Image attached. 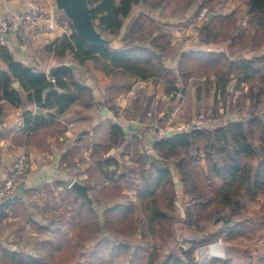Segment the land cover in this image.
<instances>
[{
    "label": "trees",
    "instance_id": "obj_1",
    "mask_svg": "<svg viewBox=\"0 0 264 264\" xmlns=\"http://www.w3.org/2000/svg\"><path fill=\"white\" fill-rule=\"evenodd\" d=\"M197 1L89 0L97 28L113 41L111 46L90 44L73 31L55 48L60 59L71 54L73 61L87 70L95 84L100 80L108 84L105 104L130 90L129 79L154 77L163 80L167 92L175 98L178 92H185L192 78L214 72L217 79L213 115L218 116L223 112V103L234 94L230 84L236 80L237 87L242 83L248 85L242 101L248 99L250 109L239 119L211 127L195 124L184 131L155 137L152 151L143 143L141 129H133L129 133L118 121H111L108 140L93 144V170L87 179V182H93L90 187L94 190L93 205L74 189L69 191L84 201L78 210L82 228L88 231L82 237L83 242L109 232L98 243V250L100 253L101 249L108 252L107 248H111L115 257L124 256L125 260H121L124 264H134L135 258L145 250L138 246L134 248L129 240L137 234H141L143 240L147 236L157 239L147 264H197L196 245L184 250L176 237L175 224L192 227V235L182 236L181 242H195L199 233L213 235L215 233H211L210 227L219 224L223 230H235V221L244 212L245 197L264 193V55L238 59L225 52L183 51L179 72L175 74L163 61L171 49V30L157 25L148 12L132 17L126 24L136 5L143 4L152 10L173 4L179 15L188 16L184 22L188 26L199 15L200 11L189 16ZM203 1L201 9L212 2ZM246 1L248 21L257 25L254 34L248 36L249 43L253 50H260L264 46V0ZM212 12L213 18L207 19L201 29V42L210 44L231 39L235 45L244 36L239 32L242 22L234 13H217L214 7ZM116 40H121L122 45L116 46ZM0 63L3 66L0 68L2 97L22 107H25L27 98L38 108L48 111H26V127L38 129L54 121L57 114L64 113L73 104L90 107L96 103L95 88L69 68L56 72L55 88L48 93L51 79L47 72L15 61L7 45H0ZM89 63L95 70L89 69ZM17 80L21 82L22 92L13 86ZM108 105L115 109V105ZM120 148L123 149V157L127 155V161H120L111 154L113 149ZM177 177H180L179 181ZM108 182L114 185L123 182L130 186L136 191V199L128 194L102 199L99 192H103ZM179 184L188 200L184 204V217L177 215ZM120 197L122 201H118ZM111 201L114 204L99 214L96 205H108ZM137 204L141 205L140 212H136ZM169 241H174L173 247L162 253L163 256L158 254L157 248ZM3 250L5 259L0 264H10V260L17 259L21 263L26 262L22 255ZM28 258L26 263L37 262L34 257Z\"/></svg>",
    "mask_w": 264,
    "mask_h": 264
},
{
    "label": "crops",
    "instance_id": "obj_2",
    "mask_svg": "<svg viewBox=\"0 0 264 264\" xmlns=\"http://www.w3.org/2000/svg\"><path fill=\"white\" fill-rule=\"evenodd\" d=\"M31 1L0 0V19L8 20L13 26V29L7 34L6 45L10 48L15 61L44 70L48 74L52 65L73 60L71 54L60 59L55 48L65 36L72 35L75 30L71 26V20L67 14L58 10L56 0H42L47 16L55 19V26L51 27L46 23L42 29L32 31L29 26L20 22L21 17L28 11ZM203 2V0H198L190 10L189 16L199 12ZM173 9V4L164 9L152 10L146 9L144 5L142 7L136 5L131 17L127 18L126 24L128 25L132 17L135 18L143 12H148L157 25L168 27L171 30V49L164 56L163 61L167 68L178 74L182 52L172 45V40L176 35L186 36L191 24L184 25L188 16L180 19L168 18V11ZM216 9L218 10H214V12L217 13H234L239 19L238 21L242 22V30L239 32L244 36L239 38L235 45L232 44L231 39L203 44L199 37L196 47L190 50L225 52L231 58L238 59H250L264 55V46L260 50H253L249 43L248 36L254 34V27L257 25L255 22L251 24L248 21L246 0H221ZM114 44L120 46L122 42L116 40ZM0 68H3L1 63ZM216 79L217 75L212 72L190 80L185 88L184 93L187 97L180 113L183 123H186L185 120L195 121L198 118L196 113L205 105V107L211 106V108L214 106ZM129 81L130 90L117 98L118 104H113L115 109H112L108 104H105L108 84L102 80L95 84L89 78L87 82L95 88L96 103L90 107L73 104L64 113L57 114L54 121L40 126L38 129L25 126V112L31 110L38 113L39 108L34 102L26 98L25 107L15 106L0 94V182L13 170L15 160L19 155H26L28 163L26 177L20 184L15 201L2 211L3 215H0V224H7L0 233V263H3L5 259L3 249L22 255L26 262L28 257L37 259V262L33 263H21L20 259L10 260V264H83L84 260L90 262L91 256L101 255L97 245L105 235H109V232L105 231L100 233L97 238L83 242L82 237L88 231L82 228V219L78 210L82 208L84 201L69 191L71 183L75 180L84 183L82 180L84 179L86 183H91V187L93 186L92 181L87 182L91 172L89 170L91 168L93 170L91 156L93 144L108 140L111 121H118L129 133L133 129H141L140 136H142L143 143L148 150L152 151L155 133L148 124L142 123V120L130 124L125 115V112L130 114L134 111L129 106L130 104L137 103L142 111H146L154 104L158 106V109H162V106L169 109L177 99L176 97L172 98V94L167 92V85L163 80L150 77L133 78ZM236 82L234 80L230 84V89L232 92L235 91V94L243 93L248 89L246 83L237 87ZM129 100L133 102L129 103ZM144 111L140 114H144ZM42 112L47 113L48 111L42 109ZM226 117L220 121L209 119L205 123L207 126H215L234 120L231 118L226 121ZM92 127L95 128V132ZM115 150L113 149L111 154L116 155L120 161L123 159L127 161V155L124 157L122 155V148L117 149L118 153H115ZM133 197L136 199V196ZM33 199L38 200L40 204L47 202L49 210L62 211L57 212L61 215H57V220L42 217L32 206ZM118 201H122V199L120 198ZM113 204L114 201H111L108 205L98 206V213L100 214L101 210ZM67 214L70 216L69 220L66 217ZM248 218V215L242 214L236 219L235 226L239 227L241 232L247 230L249 225L251 228L255 226L252 225L253 222L248 221ZM66 225L78 227L77 233L70 232L69 226ZM257 225L264 226V219ZM220 228H222V224L219 225L218 230ZM107 264L109 263L107 262Z\"/></svg>",
    "mask_w": 264,
    "mask_h": 264
},
{
    "label": "rangeland",
    "instance_id": "obj_3",
    "mask_svg": "<svg viewBox=\"0 0 264 264\" xmlns=\"http://www.w3.org/2000/svg\"><path fill=\"white\" fill-rule=\"evenodd\" d=\"M219 1L221 0H212V2L209 4V8L212 9L214 7V10H218L217 5L219 4ZM242 1V0H241ZM143 4H139V6L142 7ZM219 8V7H218ZM178 11L175 9L168 11V18L173 17L180 19L183 16L179 15ZM179 15V16H178ZM201 34L199 35V37ZM113 42V41H112ZM68 61V60H66ZM65 62V61H63ZM89 69L94 70V66L92 64L87 65ZM87 75L88 72L85 70ZM88 81V80H87ZM232 96L227 98V101L224 102V109L223 112L220 113V115H213V106L209 107H203L200 108L199 111L196 113L198 118L194 120H185L181 121L180 119V113L182 110L183 102L185 101V98L187 95L185 94V98L181 102V108L177 114V122L181 125H186L188 128L195 125V123L198 121L199 117L201 118L202 122L200 124L196 125H203L206 124L205 122L209 119H216V120H222L226 117V121L230 120L231 118L239 119L242 115L247 114L250 109V101L248 99H245L242 101V96L246 92L243 93L239 92L235 94V91ZM133 102L132 100H129V103ZM138 102V101H137ZM107 103V101H106ZM139 103V102H138ZM216 103V102H215ZM108 104H118L117 98L114 101H110ZM140 104V103H139ZM179 104V100L176 99V102L173 105ZM264 104V103H263ZM262 104V105H263ZM131 109H134L133 113L136 117H141L142 123L148 124V126L154 131V126L151 125V121L146 119V115L148 112L152 113L153 117H158L160 114L165 115V113H168L171 111V109H167L165 106H162L163 108L158 109L157 105H152L144 111V114H140V112H143L141 108L138 106L137 103L130 104ZM173 107V106H172ZM197 110V108H196ZM211 110V112H209ZM37 112H39L37 110ZM139 113V114H138ZM129 113L125 112V115L129 117ZM162 115V116H163ZM208 115L211 117L209 118ZM232 116V117H231ZM211 126V125H210ZM93 132H95V128H93ZM119 150H115V153H118ZM91 168V167H90ZM92 171V168L89 170ZM177 175V173H176ZM180 178V177H179ZM179 178L177 177V180L179 181ZM84 184H88L89 187H91V183H86V180L82 179ZM123 182L116 183L115 185L112 182H109L107 186L103 189V192L101 194L102 199H105L107 196H117V195H126L128 194L130 197L134 198L136 191L133 190L130 186H124ZM116 186V187H115ZM179 184V209L177 211V215L180 217H184V204L187 200V198L183 194V190L180 188ZM90 195L94 197V190L92 188H89ZM127 191V192H126ZM49 196V195H48ZM121 198V197H120ZM119 198V199H120ZM123 200V199H122ZM33 205L34 208H36L37 212L42 217H47L49 220H57V215L62 211L57 210H49L50 207L46 203L40 204V202L36 199H33ZM96 205V204H95ZM244 212L243 214L248 215V221L253 222L252 225H255L253 228L250 227L247 228V230H243L242 232L237 227L235 230H223L222 228H219V225L210 227L211 233H215L213 235H204L203 233H199V236H196L195 242L189 241V242H181L182 236L188 237L191 236L193 233L192 227L189 225H183L180 223L175 224L176 230L178 231L176 234L177 239L180 241L179 245L185 250L187 248H191L193 245H196V257H197V264H205L202 262L203 257L201 256L202 250H214L216 252V255H211L208 258V264H226L225 261H227V264H264V226L257 225L262 219H264V193L259 194L257 197H245L244 199ZM98 208V205H96ZM141 211V205L137 204L136 206V212ZM58 212V213H57ZM65 213V212H64ZM144 214V213H143ZM63 215V214H62ZM67 219L69 220V214L66 215ZM248 222V223H249ZM234 224V223H233ZM6 223L0 224V233L2 229L6 226ZM69 226L70 232L77 233V228L72 225H66ZM218 227V228H217ZM176 239V240H177ZM134 248L143 247L145 250L141 252V255L136 257V262L134 264H147L149 261L150 254L153 252V244L155 241H157L156 238L147 236L144 240L141 234H137L134 237H131L129 239ZM175 240V242H176ZM184 242V243H183ZM161 244V243H160ZM174 245V241H169L168 243H165L163 247H158V254L163 256L162 253H165L166 251H169L170 248H172ZM108 252H105L101 249V255H95L90 257V262L87 260H84L83 264H124L121 263V260H125L124 256L121 255L119 257H115L114 253H112L111 248H107ZM220 253V254H219ZM206 263V264H207ZM129 264V263H127Z\"/></svg>",
    "mask_w": 264,
    "mask_h": 264
},
{
    "label": "built area",
    "instance_id": "obj_4",
    "mask_svg": "<svg viewBox=\"0 0 264 264\" xmlns=\"http://www.w3.org/2000/svg\"><path fill=\"white\" fill-rule=\"evenodd\" d=\"M209 14V6H204L200 9L197 19L188 28V34L183 37L178 35L174 36L172 45L180 52L195 48L198 44L203 24L209 18ZM20 22L29 26L32 31L42 29L46 23L51 27L55 26V19L47 16L45 5L42 0H32L29 3L28 11L21 17ZM12 29L13 26L8 20L0 19V45L7 44V34ZM176 98L179 100V104L173 105L171 111L165 113V115L162 116V114H160L158 117H153L151 112L147 113L146 119L151 121V125L154 126L155 137L171 135L188 128L186 125H181L177 122V114L181 108V102L185 98V93L178 92ZM140 120L141 119L134 114H130L128 117L130 124L138 123ZM201 122L202 120L199 117L195 124H200ZM27 170V157L21 154L16 158L13 170L2 182H0V203L18 194L20 184L26 177Z\"/></svg>",
    "mask_w": 264,
    "mask_h": 264
},
{
    "label": "water",
    "instance_id": "obj_5",
    "mask_svg": "<svg viewBox=\"0 0 264 264\" xmlns=\"http://www.w3.org/2000/svg\"><path fill=\"white\" fill-rule=\"evenodd\" d=\"M58 10L64 11L70 18L71 23L75 32L84 41L94 44V45H106L111 46L112 40L107 38L98 28L92 16V5L89 0H56ZM213 18V13L209 14V20ZM7 68V66H4ZM69 68L74 73L78 74L79 77L85 81L89 79L84 67L79 63L68 60L55 65H52L49 69L48 76L51 79V88L47 91L48 93L51 89L55 88L54 76L57 71ZM14 88H20L21 82L19 80L15 81L13 84ZM171 109V108H169ZM38 111L42 112L39 108ZM79 195L85 198L89 204L93 205L94 199L90 195L89 185L81 183L77 180L73 181L70 186ZM16 199V196L10 197L0 203V213L9 207Z\"/></svg>",
    "mask_w": 264,
    "mask_h": 264
},
{
    "label": "bare ground",
    "instance_id": "obj_6",
    "mask_svg": "<svg viewBox=\"0 0 264 264\" xmlns=\"http://www.w3.org/2000/svg\"><path fill=\"white\" fill-rule=\"evenodd\" d=\"M216 255V252L214 250H202L201 251V256L203 257V260L202 262L203 263H207L208 262V258L211 256V255ZM208 264V263H207Z\"/></svg>",
    "mask_w": 264,
    "mask_h": 264
}]
</instances>
